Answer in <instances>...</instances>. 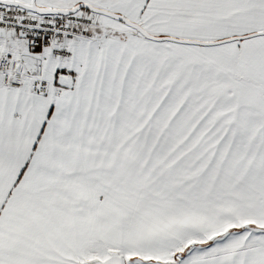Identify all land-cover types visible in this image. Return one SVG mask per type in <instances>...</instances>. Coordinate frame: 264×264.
Returning a JSON list of instances; mask_svg holds the SVG:
<instances>
[{"label":"snow or ice","instance_id":"snow-or-ice-1","mask_svg":"<svg viewBox=\"0 0 264 264\" xmlns=\"http://www.w3.org/2000/svg\"><path fill=\"white\" fill-rule=\"evenodd\" d=\"M0 264H264V0H0Z\"/></svg>","mask_w":264,"mask_h":264}]
</instances>
